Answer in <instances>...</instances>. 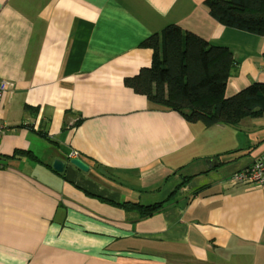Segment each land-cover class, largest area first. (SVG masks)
<instances>
[{"label":"crops","instance_id":"1","mask_svg":"<svg viewBox=\"0 0 264 264\" xmlns=\"http://www.w3.org/2000/svg\"><path fill=\"white\" fill-rule=\"evenodd\" d=\"M205 1L0 0V264H264V185L227 181L264 112L206 126L125 82L174 26L232 52L225 97L264 83V34Z\"/></svg>","mask_w":264,"mask_h":264},{"label":"trees","instance_id":"2","mask_svg":"<svg viewBox=\"0 0 264 264\" xmlns=\"http://www.w3.org/2000/svg\"><path fill=\"white\" fill-rule=\"evenodd\" d=\"M209 13L219 22L236 29L264 34V0H206ZM174 26L164 47L154 38L151 65L126 79V84L148 99L182 113L187 121L206 126L236 125L246 116L264 112V83L246 87L225 97L229 75V48L213 45L194 34L188 47L179 49ZM151 206L145 209L150 213Z\"/></svg>","mask_w":264,"mask_h":264},{"label":"built area","instance_id":"3","mask_svg":"<svg viewBox=\"0 0 264 264\" xmlns=\"http://www.w3.org/2000/svg\"><path fill=\"white\" fill-rule=\"evenodd\" d=\"M7 80H0V98L2 92L9 87ZM5 124L0 121V135L5 131ZM72 156L74 154H71ZM227 181L230 184L243 183L248 186H261L264 185V158H256L246 168L234 172L229 176Z\"/></svg>","mask_w":264,"mask_h":264},{"label":"water","instance_id":"4","mask_svg":"<svg viewBox=\"0 0 264 264\" xmlns=\"http://www.w3.org/2000/svg\"><path fill=\"white\" fill-rule=\"evenodd\" d=\"M70 162L72 164H74L76 167L82 169V170H87V165L85 162H83L81 159L75 157V158H71ZM206 162L208 163H214L215 161H213L212 159H207ZM216 163V162H215ZM65 162L64 160L60 159V158H55L52 161V168L56 171V172H62L63 168H64Z\"/></svg>","mask_w":264,"mask_h":264}]
</instances>
